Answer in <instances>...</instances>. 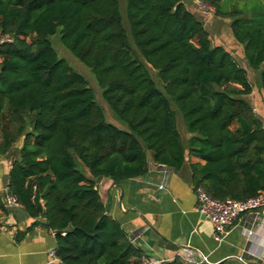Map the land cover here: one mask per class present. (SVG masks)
Segmentation results:
<instances>
[{"label": "trees", "instance_id": "1", "mask_svg": "<svg viewBox=\"0 0 264 264\" xmlns=\"http://www.w3.org/2000/svg\"><path fill=\"white\" fill-rule=\"evenodd\" d=\"M197 1L230 20L264 94V3L246 18L223 0ZM125 15L137 55L118 0H0V156L13 152L7 193L53 232L50 264H140L142 251L105 213L95 180L142 177L147 153L175 170L199 159L189 163L193 189L217 200L264 190V122L253 112L246 70L211 44L182 0H125ZM56 33L126 130L106 121L86 80L58 57L49 41Z\"/></svg>", "mask_w": 264, "mask_h": 264}, {"label": "crops", "instance_id": "2", "mask_svg": "<svg viewBox=\"0 0 264 264\" xmlns=\"http://www.w3.org/2000/svg\"><path fill=\"white\" fill-rule=\"evenodd\" d=\"M196 1H191L188 10L203 18L205 27L207 14ZM258 93L252 92L249 98L254 114L264 122V94ZM12 153L0 156V264H50L49 253L55 249L53 232L44 227L42 218H30L22 206L5 205ZM196 162L202 163L187 157L175 170L155 163L147 153V172L142 177L119 183L96 179L106 214L120 224L133 245L141 246L143 256L153 255L152 260L264 264V215L246 214L222 241L214 240L210 222L196 210L189 168V163Z\"/></svg>", "mask_w": 264, "mask_h": 264}, {"label": "rangeland", "instance_id": "3", "mask_svg": "<svg viewBox=\"0 0 264 264\" xmlns=\"http://www.w3.org/2000/svg\"><path fill=\"white\" fill-rule=\"evenodd\" d=\"M192 0H182L183 4L186 6L187 9L190 8ZM264 3V0H223L222 5H225L226 10L232 11L234 7L239 8L242 11H247L246 18L250 17V11L247 9H261V4ZM119 3V11L122 16L123 21V27L126 31L128 42L132 48L133 51H137L135 49V46L133 44L130 32H129V26L126 20L125 15V0H118ZM264 6V4H263ZM214 12V11H213ZM203 18H199V20H202ZM205 19L208 20V23L205 25L206 30L209 34V39L211 44L214 45H221L225 49H227L234 59L246 70L247 77L252 84L253 92L255 93V96L259 94V90L257 89V76L258 72L252 71L244 61L242 57V47L239 46L235 40L233 39L230 29H229V23L230 20L228 18H220L214 15L212 13L211 15H208L205 17ZM49 41L52 44V47L58 54L59 58H62L67 62V64L77 73H79L87 82L88 87L93 91L95 102L101 109L106 121L108 123H111L115 125L116 127H119L120 129L126 130L125 125H123L121 122H119L115 116L113 115L112 111L108 107V105L105 103V101L102 99L101 93L102 90L97 86L94 77L91 73V70L87 68L85 65H83L81 62H79L75 57H73L60 43L59 40V33H56L54 36L49 37ZM138 60L145 66L149 76L154 81L157 89L163 93V87L162 83L160 82L159 78L157 77L156 71L152 70L148 65L145 64V62L141 59V57H138ZM170 105L174 112L176 113V120L178 124V129L180 131L185 130V127L181 121L180 114L178 110L176 109L174 103L170 101ZM149 154V153H148ZM80 167L81 165L78 164ZM83 169V167H81ZM137 248H139L141 251H144L140 245H136ZM145 252V251H144ZM149 258H153V255H147Z\"/></svg>", "mask_w": 264, "mask_h": 264}, {"label": "built area", "instance_id": "4", "mask_svg": "<svg viewBox=\"0 0 264 264\" xmlns=\"http://www.w3.org/2000/svg\"><path fill=\"white\" fill-rule=\"evenodd\" d=\"M199 10L211 15L213 9L200 1H196ZM3 41V40H2ZM4 41H9L8 38ZM197 206V212L207 219L212 226V237L217 242L223 240V238L232 230L235 222L246 214H261L264 215V190L258 192L254 197L247 198L245 200H217L212 198L202 188H196L194 190ZM6 206H19L14 197L8 195L5 196ZM52 262L56 261L54 252L49 253ZM184 264H194L187 258H179ZM163 260H152L147 257L140 259V264H162Z\"/></svg>", "mask_w": 264, "mask_h": 264}, {"label": "water", "instance_id": "5", "mask_svg": "<svg viewBox=\"0 0 264 264\" xmlns=\"http://www.w3.org/2000/svg\"><path fill=\"white\" fill-rule=\"evenodd\" d=\"M107 212V210L105 211V213ZM169 245V244H168ZM168 247V246H167Z\"/></svg>", "mask_w": 264, "mask_h": 264}]
</instances>
